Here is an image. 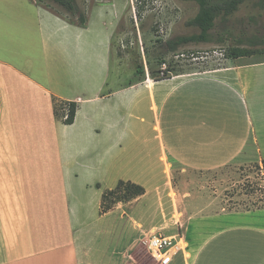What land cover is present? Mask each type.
<instances>
[{
	"label": "crops",
	"instance_id": "1",
	"mask_svg": "<svg viewBox=\"0 0 264 264\" xmlns=\"http://www.w3.org/2000/svg\"><path fill=\"white\" fill-rule=\"evenodd\" d=\"M89 13L81 26L36 0H0V264H154L138 259L126 219L145 191L101 210L119 180L142 185L127 168L164 179L173 166L264 159V59L110 83L114 28ZM68 102L71 123L55 111ZM199 211L183 234L191 253L169 264H264V203Z\"/></svg>",
	"mask_w": 264,
	"mask_h": 264
},
{
	"label": "rangeland",
	"instance_id": "2",
	"mask_svg": "<svg viewBox=\"0 0 264 264\" xmlns=\"http://www.w3.org/2000/svg\"><path fill=\"white\" fill-rule=\"evenodd\" d=\"M257 1L239 4L224 20L218 16L209 42H191L175 52L167 50V40L199 32L196 26L187 24L198 10L194 0H76V3L85 13L90 12L95 28L102 27V21L108 29L114 28L110 83H124L142 72L150 76L153 72L152 78L156 79L173 74L169 72L171 69L190 75L224 71L222 68L236 62L264 59V45L250 56L228 58L225 54L228 47L238 45L240 40L264 36V8ZM220 38L223 42H218ZM255 72L247 69L242 74L246 77ZM123 176L149 188L144 189L145 195L126 205L128 232L139 238L137 257L145 263H154L145 246L151 227L180 231L189 241V216L200 209L210 216L264 203V172L258 164L225 165L208 171L173 166L166 170L164 179L158 170L151 174L146 169L127 168ZM155 182L159 184L153 187ZM134 222L141 225L133 226ZM187 247L190 254L192 247L190 244Z\"/></svg>",
	"mask_w": 264,
	"mask_h": 264
},
{
	"label": "trees",
	"instance_id": "3",
	"mask_svg": "<svg viewBox=\"0 0 264 264\" xmlns=\"http://www.w3.org/2000/svg\"><path fill=\"white\" fill-rule=\"evenodd\" d=\"M43 3L45 6L51 8L58 14L66 17L70 21H75L81 26L86 23V14L84 10H81L76 0H36ZM198 4V10L196 14L187 21L188 25L196 26L199 29L198 33H193L190 35H180L165 42L167 50L170 52H175L179 47L191 43V42H209L210 41V31L215 26V19L220 16L221 19H225L228 15L234 12L238 5L245 2L246 0H220L218 2H210L209 0H194ZM257 4L260 8H264V0H258ZM218 42H223L220 38ZM264 45L263 37H249L246 42L240 40L238 45L228 47L226 49V57L228 58H239L243 56H250L256 52L258 46ZM163 62V61H161ZM173 74L181 73L176 69H171L169 72ZM144 75V73H141ZM153 72L151 73V77ZM166 75L164 77H168ZM163 78V77H157ZM63 108L62 104L56 105L55 111L57 113L59 108ZM66 116L63 117L65 123H71L73 121L74 112L76 110L75 102L66 103ZM261 169L264 172V159H262ZM144 193V187L140 184L131 182L129 180H119L116 186L112 189H107L103 191L101 196V210L106 211L110 209L115 203L121 201L126 202L134 199Z\"/></svg>",
	"mask_w": 264,
	"mask_h": 264
},
{
	"label": "built area",
	"instance_id": "4",
	"mask_svg": "<svg viewBox=\"0 0 264 264\" xmlns=\"http://www.w3.org/2000/svg\"><path fill=\"white\" fill-rule=\"evenodd\" d=\"M145 246L155 264H169L177 254L186 249L185 240L180 231L167 233L162 228L156 227L149 229Z\"/></svg>",
	"mask_w": 264,
	"mask_h": 264
}]
</instances>
